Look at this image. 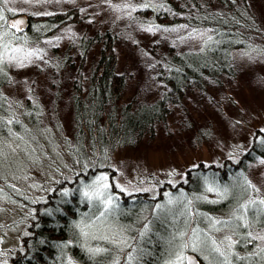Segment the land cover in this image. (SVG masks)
I'll return each mask as SVG.
<instances>
[{
	"label": "rangeland",
	"instance_id": "rangeland-1",
	"mask_svg": "<svg viewBox=\"0 0 264 264\" xmlns=\"http://www.w3.org/2000/svg\"><path fill=\"white\" fill-rule=\"evenodd\" d=\"M145 2L153 5L157 17L148 14ZM247 2L259 32L248 47L232 53L233 76H222L218 83L204 81L203 88L191 85L179 99L172 96L175 101H167L165 120L152 131L131 144L109 140L101 153L99 142L90 144L88 137L77 133L71 98L76 84L85 94L106 34L113 38L116 72L126 79L118 104L135 106L162 98L168 91L166 56L200 48L209 32L164 24L168 20L161 18L180 16L164 0H0V64L9 75L6 102L20 113L25 103L36 106L39 122L38 129L29 126L21 133L23 138L0 143V264H10L29 221L35 218V206L40 209L55 188L68 193L77 186L79 195L93 203L76 225L81 245L90 252L101 251L103 243L118 251L130 244L131 237L117 221L124 215L115 205L120 196L140 194L156 199L165 191V201L157 210L160 215L171 217L179 212L190 220L188 202H205L195 196L197 190L174 194L168 187L185 182L189 168L236 163L264 132V0ZM72 8L78 11L77 22L35 40L34 34L23 35L22 30L6 24V12L29 19L30 15L47 16ZM32 27L35 35L44 32L41 24ZM94 36L97 40L82 58L81 42ZM243 175V179L217 183L212 190L204 187L202 197L211 204L230 198L232 205L249 191L247 200H260L264 207V158L248 164ZM211 218L203 225L209 230L211 223L219 224L209 231L217 250L198 229L186 234L187 242L212 264H228L223 256L234 250L230 242L232 234L243 229L238 222L241 215L226 207L224 214ZM223 218L228 219L219 220ZM196 220L198 212L195 224ZM254 239L258 249L264 247V227L254 230ZM185 257L189 264H197L191 253Z\"/></svg>",
	"mask_w": 264,
	"mask_h": 264
},
{
	"label": "trees",
	"instance_id": "trees-1",
	"mask_svg": "<svg viewBox=\"0 0 264 264\" xmlns=\"http://www.w3.org/2000/svg\"><path fill=\"white\" fill-rule=\"evenodd\" d=\"M164 1L176 15H180L161 18L168 20L164 24H181L193 31L209 32V39L195 50L167 55L164 62L168 72L164 82L168 91L152 103L134 106L132 103L118 104L126 79L123 74L116 72L117 57L113 50V38L106 34L97 63L89 75L85 94L80 85L76 84L71 98L77 133L88 137L90 144L99 142L101 153H104L109 140H118L122 145L131 144L152 131L156 123L165 120L167 101H175L172 96L179 99L191 85L203 88L204 81L218 83L222 76H233L232 53L248 47L251 37L259 32L247 0ZM144 6L148 14H153V18L157 17L152 4L145 2ZM0 10H3L1 3ZM5 15L9 18L15 16L8 12ZM28 21V28L21 32L31 37L34 34L35 37L32 38L35 40L50 35L56 28L67 23L77 22L78 11L72 8L47 16L30 15ZM158 22L162 23L160 19ZM34 24L42 25L43 35H35L36 31L32 27ZM97 37L81 42L82 58L87 47ZM8 82L7 68L0 64V143L9 138H23L21 133L29 126L32 129L39 128L36 106L25 103V109L21 113L8 106L4 95ZM10 134L15 137L9 136ZM263 158L264 132L256 136L251 147L236 163L225 161L216 168L208 166L187 169L186 181L175 187H168L167 191L174 194L182 191L189 195L197 190L198 195L195 196L205 203H197V200L188 202V222L184 220V213L176 212L168 217L157 211L165 201V191L156 199L140 194L134 197L120 196L115 205L124 215H119L117 221L131 237L130 244L121 251L108 243H103V249L99 252H90L82 246L76 225L84 214L90 212L93 203H88L79 195L77 186L68 193L55 188L40 209L35 206V218L29 221L27 234L21 237L20 248L10 256V264H174L175 259L180 260L179 264H189L185 256L190 253L197 264H212L207 256L193 250L194 244L187 242L186 234H192L193 229H198L216 251L217 242L209 231L219 224L211 223L208 230L203 223L205 220H213L212 215L224 214L226 207L233 208L234 214L241 215L242 220L238 222L243 229L240 234H232L233 242L230 244L234 250L226 252L229 254L224 255V259L228 264H264V247L258 249L254 239V230L264 227L262 202L247 200L249 191L241 202L232 205L230 198L220 203H214L216 201L213 200L211 204L202 197L204 187L211 189V186L228 182L232 178L243 179V172L248 164ZM245 186L249 188V184L246 183ZM253 204L257 205L256 208L249 209ZM42 212L44 218L39 220ZM196 212L198 222L196 220L195 224ZM255 216L260 219L255 220Z\"/></svg>",
	"mask_w": 264,
	"mask_h": 264
},
{
	"label": "water",
	"instance_id": "water-1",
	"mask_svg": "<svg viewBox=\"0 0 264 264\" xmlns=\"http://www.w3.org/2000/svg\"><path fill=\"white\" fill-rule=\"evenodd\" d=\"M7 25L12 28L26 30L29 26L28 18L22 15H16L7 19Z\"/></svg>",
	"mask_w": 264,
	"mask_h": 264
},
{
	"label": "flooded vegetation",
	"instance_id": "flooded-vegetation-1",
	"mask_svg": "<svg viewBox=\"0 0 264 264\" xmlns=\"http://www.w3.org/2000/svg\"><path fill=\"white\" fill-rule=\"evenodd\" d=\"M44 218V214L42 212L41 216L39 217V220H42Z\"/></svg>",
	"mask_w": 264,
	"mask_h": 264
},
{
	"label": "snow or ice",
	"instance_id": "snow-or-ice-1",
	"mask_svg": "<svg viewBox=\"0 0 264 264\" xmlns=\"http://www.w3.org/2000/svg\"><path fill=\"white\" fill-rule=\"evenodd\" d=\"M29 55H33L32 53H30ZM20 66H23V63L21 62ZM85 195H87V193H85ZM110 202V201H109Z\"/></svg>",
	"mask_w": 264,
	"mask_h": 264
}]
</instances>
